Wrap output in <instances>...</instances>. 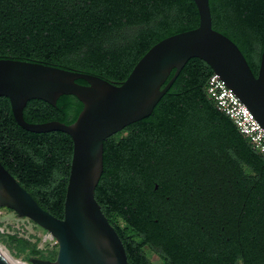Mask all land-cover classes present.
Returning a JSON list of instances; mask_svg holds the SVG:
<instances>
[{
	"label": "trees",
	"instance_id": "obj_1",
	"mask_svg": "<svg viewBox=\"0 0 264 264\" xmlns=\"http://www.w3.org/2000/svg\"><path fill=\"white\" fill-rule=\"evenodd\" d=\"M210 6L213 28L239 46L258 75L264 0H210ZM200 22L194 0H0V59L120 85L153 46ZM213 73L204 60L190 59L151 116L105 141L96 198L129 264H153L145 247L164 264H264V156L209 96ZM83 108L74 95L61 96L57 106L32 99L24 116L72 124ZM73 147L65 132L22 128L10 99L0 97V160L58 218L65 214ZM18 241L27 257L58 256Z\"/></svg>",
	"mask_w": 264,
	"mask_h": 264
},
{
	"label": "water",
	"instance_id": "obj_2",
	"mask_svg": "<svg viewBox=\"0 0 264 264\" xmlns=\"http://www.w3.org/2000/svg\"><path fill=\"white\" fill-rule=\"evenodd\" d=\"M194 1L200 26L157 43L120 85L38 62L0 59V97L10 99L17 123L33 133L62 131L74 142L64 218L45 210L0 160V208L29 218L59 244L56 260L31 258V263L129 264L123 240L96 198L104 173L105 141L151 116L190 59L207 62L264 127V48L255 75L239 46L213 28L210 0ZM79 79L87 84L79 83ZM64 95H74L84 105L74 123H30L25 119L24 109L30 100L57 106ZM0 264L23 263L0 252Z\"/></svg>",
	"mask_w": 264,
	"mask_h": 264
},
{
	"label": "rangeland",
	"instance_id": "obj_3",
	"mask_svg": "<svg viewBox=\"0 0 264 264\" xmlns=\"http://www.w3.org/2000/svg\"><path fill=\"white\" fill-rule=\"evenodd\" d=\"M19 239L36 243L38 249L45 252L46 255L52 250L59 251L58 242L49 236L47 231L37 223L29 218L20 217L13 210L0 208V244L12 258L26 264H33L30 260L32 257H27L29 251L27 250V253L21 252L22 247L18 241ZM145 251L153 264H164L162 259L151 248L145 247Z\"/></svg>",
	"mask_w": 264,
	"mask_h": 264
},
{
	"label": "built area",
	"instance_id": "obj_4",
	"mask_svg": "<svg viewBox=\"0 0 264 264\" xmlns=\"http://www.w3.org/2000/svg\"><path fill=\"white\" fill-rule=\"evenodd\" d=\"M207 91L218 109L233 120L254 150L264 156V127L219 74L213 73L210 76ZM47 233L53 237L50 232Z\"/></svg>",
	"mask_w": 264,
	"mask_h": 264
},
{
	"label": "bare ground",
	"instance_id": "obj_5",
	"mask_svg": "<svg viewBox=\"0 0 264 264\" xmlns=\"http://www.w3.org/2000/svg\"><path fill=\"white\" fill-rule=\"evenodd\" d=\"M0 252H1V254L2 255H4V256H7V257H10V258H12L9 254H8V252L5 250V248L0 244ZM13 259H15V258H13ZM16 260V259H15ZM17 261H19V260H17ZM19 262H21V263H23V264H26V263H24V262H22V261H19Z\"/></svg>",
	"mask_w": 264,
	"mask_h": 264
},
{
	"label": "flooded vegetation",
	"instance_id": "obj_6",
	"mask_svg": "<svg viewBox=\"0 0 264 264\" xmlns=\"http://www.w3.org/2000/svg\"><path fill=\"white\" fill-rule=\"evenodd\" d=\"M153 251V250H152ZM154 252V251H153ZM155 254H157V253H155ZM158 255V254H157ZM159 256V255H158Z\"/></svg>",
	"mask_w": 264,
	"mask_h": 264
}]
</instances>
